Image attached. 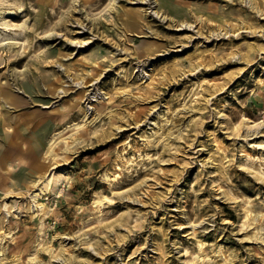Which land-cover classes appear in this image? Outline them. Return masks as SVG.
<instances>
[{
  "label": "rangeland",
  "instance_id": "1",
  "mask_svg": "<svg viewBox=\"0 0 264 264\" xmlns=\"http://www.w3.org/2000/svg\"><path fill=\"white\" fill-rule=\"evenodd\" d=\"M167 1L0 0V264H264V0Z\"/></svg>",
  "mask_w": 264,
  "mask_h": 264
},
{
  "label": "bare ground",
  "instance_id": "2",
  "mask_svg": "<svg viewBox=\"0 0 264 264\" xmlns=\"http://www.w3.org/2000/svg\"><path fill=\"white\" fill-rule=\"evenodd\" d=\"M113 3L112 5L110 6V8H114V5L115 3L117 2V0H112ZM156 1V4L159 5V6H162L163 5H169L168 1L167 0H155ZM1 5V3H0ZM162 12V9L161 11L159 10H155V13L158 14V16H164V17H169V16H166V14L164 12ZM7 13H14L12 11H9ZM2 28L4 29H10L11 28V25L8 23V21L6 20H3L2 22H0ZM183 25L184 26H188L189 24L187 22H183ZM1 42H3V44L5 43H9L10 40H8V38H1L0 39ZM82 84V85H81ZM78 85L80 87H83L84 84L83 82H78ZM2 92V95L5 97V100L7 102H5V105H7V103L11 102V101H14L15 102V98L13 97V94L9 93V91H5V90H0V93ZM89 97L90 99L91 98H95L96 95H92L91 97V94H89ZM90 108V107H89ZM243 118H246V116H244ZM250 122H254L255 124L259 123V121H256L254 119H251L249 120ZM81 125L79 124H75L73 125V129L74 130H77L80 128ZM66 129L64 130H60V131H57V132H54L49 143H48V147H47V150L45 151V155L50 158V159H54L55 158V147L57 146L58 142L62 139L61 136L63 135V131H65ZM75 133V132H74ZM248 158L251 159L252 161L254 160L255 158V155H252V154H248ZM260 158V157H259ZM118 169H121L120 166H118ZM120 173H117V172H113V171H106L103 173V177L104 179H106L107 181L111 182H117L119 177H120ZM64 177V174H60V173H55V172H49L48 174H46L44 176V178H40L36 181V183H34L33 185H37V188L30 192V198L32 200V209L33 211H43L44 210V203L43 202H40V199L44 197V195H46L49 191V189H51V186L52 184H54L55 186H57L61 181H62V178ZM69 178V177H68ZM108 197L104 194H97V196L95 197V199L93 200V205L96 207L98 205H100V203L107 199ZM13 204V203H12ZM9 207H10V204L5 202L4 203V208H6L7 210H9ZM42 214V213H41ZM264 215V214H263ZM36 216V215H35ZM45 225V222H44V216L42 219H40V222H39V227H40V231L43 229ZM39 244V242H37V245Z\"/></svg>",
  "mask_w": 264,
  "mask_h": 264
}]
</instances>
